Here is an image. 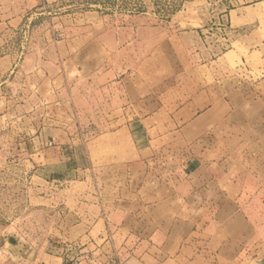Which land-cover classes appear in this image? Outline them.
I'll list each match as a JSON object with an SVG mask.
<instances>
[{"label": "crops", "instance_id": "obj_1", "mask_svg": "<svg viewBox=\"0 0 264 264\" xmlns=\"http://www.w3.org/2000/svg\"><path fill=\"white\" fill-rule=\"evenodd\" d=\"M252 27L254 38L263 34L249 52L248 80L204 76L172 82L169 104L163 67L147 64V56L132 67L116 66V56L128 47L120 39L124 29L105 26L97 16L93 31L47 41L61 84L11 85L18 90L9 100L0 79L3 121L10 101L12 106L28 103L37 93L39 107L48 108L55 93L67 88V76L75 75V83L85 81V86L95 77V149H73L81 160L75 172L95 167V215L89 227L78 222L70 227L77 234H95V258L67 259L64 245L55 255L43 254L39 264H264V17ZM145 30L157 37L152 57L178 50L165 44L158 28ZM194 33L193 27L173 38ZM45 54L21 51L10 74L26 67L29 74H49ZM33 110L15 120L50 121L48 113L36 116ZM59 120L69 119L63 113ZM64 130L39 127L31 140L43 133L68 137ZM0 234V264H25L2 228Z\"/></svg>", "mask_w": 264, "mask_h": 264}, {"label": "rangeland", "instance_id": "obj_2", "mask_svg": "<svg viewBox=\"0 0 264 264\" xmlns=\"http://www.w3.org/2000/svg\"><path fill=\"white\" fill-rule=\"evenodd\" d=\"M95 16L105 26L124 29L120 39L128 47L116 56V66L132 67L147 56V64L163 67L165 101L169 104L172 82L204 76L213 81L221 77L248 80L249 52L253 40L263 34L257 32L254 38L252 23L264 17V0H0L3 96L9 100L15 96L18 88L11 85L22 89L44 81L61 84L59 65L52 62L54 50L48 48L47 41L93 31ZM151 27L158 28L157 35L164 36L167 46L176 45L178 50L164 51L161 58L152 57L157 37L155 32L145 30ZM193 27L197 31L194 37L173 38ZM31 49L46 51L51 64L45 70L49 74H29L28 67L17 75L10 74L13 61L17 62L15 56ZM241 56L245 60L240 61ZM176 69L180 73L173 74ZM63 81L67 88L62 94L55 93L46 105L50 107H39L37 93L30 94L28 103L12 106L10 101L5 107L7 118L0 121V228L25 264H39L43 254L55 255L64 245L67 259L95 258V234H77L70 228L77 222L89 227L95 215V167L75 172L81 160L73 150L95 149V77L91 76L86 86L85 81L76 84L75 75ZM30 108L36 116L48 113L50 121L30 124L15 120ZM63 113L70 120L67 123L59 120ZM45 126L66 127L68 137L43 133L41 138L31 140L33 131ZM223 139L227 141V135ZM170 141L164 139L169 149ZM184 146L182 142L179 147ZM79 180L86 185H77Z\"/></svg>", "mask_w": 264, "mask_h": 264}]
</instances>
